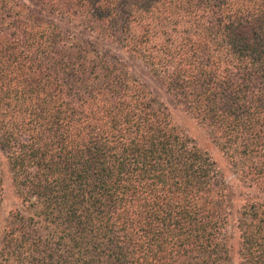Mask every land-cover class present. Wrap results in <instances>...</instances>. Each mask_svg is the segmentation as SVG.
Masks as SVG:
<instances>
[{
  "label": "trees",
  "instance_id": "obj_1",
  "mask_svg": "<svg viewBox=\"0 0 264 264\" xmlns=\"http://www.w3.org/2000/svg\"><path fill=\"white\" fill-rule=\"evenodd\" d=\"M170 103L264 194V0H0L21 200L0 264H231L227 184ZM4 192L0 160V212ZM235 228L239 264H264V201Z\"/></svg>",
  "mask_w": 264,
  "mask_h": 264
},
{
  "label": "rangeland",
  "instance_id": "obj_2",
  "mask_svg": "<svg viewBox=\"0 0 264 264\" xmlns=\"http://www.w3.org/2000/svg\"><path fill=\"white\" fill-rule=\"evenodd\" d=\"M157 90L158 84L154 83ZM169 103V101H168ZM173 113V121L178 127V129L188 136L190 143L192 145H197L204 150H207L212 158L216 161L217 166L220 169L221 176L225 183L227 184L229 190V196L231 200V215H230V225L229 235H232V261L231 264H239L238 257V234H236L235 221L240 215L241 206L246 204L247 200L251 201H264V194H259L253 189H247L250 186V182L244 177L240 172L239 168H235L227 160L223 152H221L218 147L212 142L210 135L200 126L195 125L194 122L187 119V116L183 109L170 103ZM0 158L1 155H0ZM1 164L3 166V173L5 176V192L2 209L0 212V236L3 231L5 221L9 214L14 209L21 208V200L18 197L15 189V185L10 177L9 169L5 166V162L2 159Z\"/></svg>",
  "mask_w": 264,
  "mask_h": 264
}]
</instances>
